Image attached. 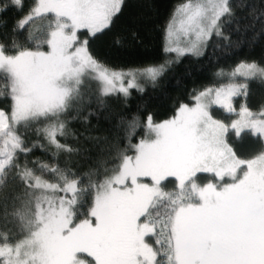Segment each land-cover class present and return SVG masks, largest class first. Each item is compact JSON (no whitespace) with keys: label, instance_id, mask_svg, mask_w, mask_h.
<instances>
[{"label":"snow or ice","instance_id":"6c2138e0","mask_svg":"<svg viewBox=\"0 0 264 264\" xmlns=\"http://www.w3.org/2000/svg\"><path fill=\"white\" fill-rule=\"evenodd\" d=\"M13 5L22 17L0 19V264H264V98L247 103L264 90V0H182L158 25L163 58L124 67L93 50L124 0H4L0 12ZM141 19L125 33L135 43ZM186 58H206L209 79L173 97L170 115L109 112L111 136L92 137L100 166L60 165L77 151L62 140L71 122L128 107ZM230 132L258 149L238 154ZM37 147L51 160L30 161Z\"/></svg>","mask_w":264,"mask_h":264},{"label":"trees","instance_id":"16d2710c","mask_svg":"<svg viewBox=\"0 0 264 264\" xmlns=\"http://www.w3.org/2000/svg\"><path fill=\"white\" fill-rule=\"evenodd\" d=\"M4 2V0H0ZM182 2V0H124L127 7L123 14L115 20L110 31L105 35L98 37L93 41V50L97 52L103 59L117 67L135 65L139 63L145 55L151 56L153 59L163 58L164 37L158 27L163 23L168 16L169 11L174 5ZM25 5V10L32 3V0H22ZM16 6L13 5L7 12H0V19L7 17L8 27L22 17ZM141 17L140 26V43L132 42L125 37L129 21L132 17ZM231 27V26H229ZM4 29H0L3 31ZM26 33H21L24 35ZM120 37L121 43L116 44L115 39ZM233 39L239 38V33L233 32ZM222 43V41H221ZM243 54H251L256 57L260 55V47L249 50L246 45L242 46ZM235 57H223L221 63L231 64ZM208 62L204 60L196 61L191 58L184 59L181 63L176 64L165 75L161 81V87L158 89H149L145 94L141 95L134 89L132 96L128 102V107H122L118 100H111L109 108L98 110V116H90V124L85 125L79 119L70 123L69 127L72 130L71 135L67 138H62L63 142L70 145L73 149H77L72 153H61L59 163L62 167H69L77 174H82L90 168L99 167L101 161L106 154L101 152L103 140H96L92 137L102 136L107 133L111 136L114 131L116 117L106 119V114L115 111L122 115H129L137 112L140 105H144L148 111L154 113L155 118L163 119L171 114V104L173 97L179 95L184 97L194 85L206 83L208 76ZM264 98V90L257 86H253L252 93L248 97L247 103L252 109H257L261 99ZM243 102L242 97L235 99L234 104L239 108V104ZM3 100H0V106H3ZM96 109V105H91ZM146 113L141 110V115ZM219 114V113H218ZM95 125V127H93ZM30 140L39 139L34 133L28 134ZM228 140L232 144L234 150L242 156H250L258 149V143L249 134L242 133L241 137L234 136L231 132L228 135ZM39 157L42 160L50 161L51 156L41 150L39 147L34 148L28 159Z\"/></svg>","mask_w":264,"mask_h":264},{"label":"rangeland","instance_id":"374dc122","mask_svg":"<svg viewBox=\"0 0 264 264\" xmlns=\"http://www.w3.org/2000/svg\"><path fill=\"white\" fill-rule=\"evenodd\" d=\"M232 133V132H231ZM234 136H235V134L234 133H232Z\"/></svg>","mask_w":264,"mask_h":264}]
</instances>
